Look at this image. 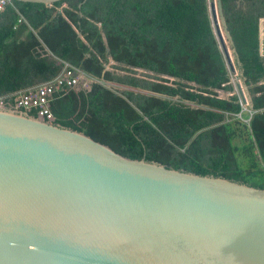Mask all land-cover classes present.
Masks as SVG:
<instances>
[{
    "label": "trees",
    "instance_id": "1",
    "mask_svg": "<svg viewBox=\"0 0 264 264\" xmlns=\"http://www.w3.org/2000/svg\"><path fill=\"white\" fill-rule=\"evenodd\" d=\"M221 6L254 111L248 124L235 117L242 106L208 0L12 1L0 12V96L68 64L97 81L55 94L54 124L130 159L264 189V0Z\"/></svg>",
    "mask_w": 264,
    "mask_h": 264
},
{
    "label": "water",
    "instance_id": "2",
    "mask_svg": "<svg viewBox=\"0 0 264 264\" xmlns=\"http://www.w3.org/2000/svg\"><path fill=\"white\" fill-rule=\"evenodd\" d=\"M208 12L233 73L221 0ZM0 264H264V189L130 159L0 107Z\"/></svg>",
    "mask_w": 264,
    "mask_h": 264
},
{
    "label": "built area",
    "instance_id": "3",
    "mask_svg": "<svg viewBox=\"0 0 264 264\" xmlns=\"http://www.w3.org/2000/svg\"><path fill=\"white\" fill-rule=\"evenodd\" d=\"M9 0H0V12L3 11ZM94 78H89L82 71L65 64L62 71L54 78L19 90L8 96H0L1 108L23 109L25 111L35 110L37 117L48 122H54V116L50 110V103L54 99V95L63 94L67 88H89L92 82H96ZM240 102V101H239ZM241 104V102H240ZM240 113L235 114L239 120L249 123L250 117L253 114L247 105L241 104ZM247 107V108H246ZM243 112L249 114L244 117Z\"/></svg>",
    "mask_w": 264,
    "mask_h": 264
},
{
    "label": "rangeland",
    "instance_id": "4",
    "mask_svg": "<svg viewBox=\"0 0 264 264\" xmlns=\"http://www.w3.org/2000/svg\"><path fill=\"white\" fill-rule=\"evenodd\" d=\"M218 10V9H217ZM220 16H219V25H220V28H221V32L223 34V37H224V42H225V45L227 47V50H228V54L230 56V60L233 64V67H234V70L235 72L231 73L230 71V77H231V82L234 83L236 80H240L241 84H242V87H243V90L245 91L246 95H248V91H247V88L243 82V80L240 78V65L238 64L237 62V58H236V55L233 51V45L231 43V41L229 39L226 38V33L224 32V25L222 23V21L220 20ZM213 30L215 29L214 28V24H213ZM223 29V30H222ZM259 35H260V52L262 53V55L264 56V18L263 19H260L259 20ZM216 36V34H215ZM217 38V36H216ZM218 41V40H217ZM220 46V45H219ZM139 72H144L143 70H139ZM106 86L110 87V88H114L112 85L108 84V83H105ZM229 94H223V93H220L219 96L221 98H224V97H227ZM248 97V96H247ZM9 110H13V111H18L17 109L15 108H9ZM237 144H239L238 141H236ZM237 158L238 160L240 161V163H242V158L239 156V154H237ZM242 165H244L242 163Z\"/></svg>",
    "mask_w": 264,
    "mask_h": 264
},
{
    "label": "crops",
    "instance_id": "5",
    "mask_svg": "<svg viewBox=\"0 0 264 264\" xmlns=\"http://www.w3.org/2000/svg\"><path fill=\"white\" fill-rule=\"evenodd\" d=\"M20 20H23V19H20ZM20 20H18V22H17V24L15 25V27H13V29H14V31H17L18 29H16L18 26L17 25H19L18 23H21V21ZM17 26V27H16ZM30 28V27H29ZM30 30V29H29ZM26 33H27V31H24L23 33H16V40H18V41H23L25 38H26ZM7 42L9 43V42H11V40L9 39V40H7ZM248 96H249V94H248ZM250 97V96H249ZM249 108H250V106L249 105H247ZM247 108V107H246ZM244 114V117H248L249 116V114H247L246 112H243L242 113V115Z\"/></svg>",
    "mask_w": 264,
    "mask_h": 264
},
{
    "label": "clouds",
    "instance_id": "6",
    "mask_svg": "<svg viewBox=\"0 0 264 264\" xmlns=\"http://www.w3.org/2000/svg\"><path fill=\"white\" fill-rule=\"evenodd\" d=\"M250 109L252 110L251 106H250ZM245 118H247V117H245Z\"/></svg>",
    "mask_w": 264,
    "mask_h": 264
},
{
    "label": "bare ground",
    "instance_id": "7",
    "mask_svg": "<svg viewBox=\"0 0 264 264\" xmlns=\"http://www.w3.org/2000/svg\"><path fill=\"white\" fill-rule=\"evenodd\" d=\"M215 28V27H214Z\"/></svg>",
    "mask_w": 264,
    "mask_h": 264
}]
</instances>
